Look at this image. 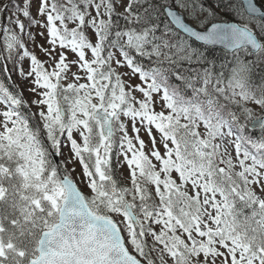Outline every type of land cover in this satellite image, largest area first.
<instances>
[{
  "label": "snow or ice",
  "instance_id": "obj_1",
  "mask_svg": "<svg viewBox=\"0 0 264 264\" xmlns=\"http://www.w3.org/2000/svg\"><path fill=\"white\" fill-rule=\"evenodd\" d=\"M0 264H264V0H0Z\"/></svg>",
  "mask_w": 264,
  "mask_h": 264
},
{
  "label": "trees",
  "instance_id": "obj_2",
  "mask_svg": "<svg viewBox=\"0 0 264 264\" xmlns=\"http://www.w3.org/2000/svg\"><path fill=\"white\" fill-rule=\"evenodd\" d=\"M249 134H250V135H253L254 138H255V137H258V136L260 135V130L257 129V130H253V131H252V130L249 129Z\"/></svg>",
  "mask_w": 264,
  "mask_h": 264
},
{
  "label": "water",
  "instance_id": "obj_3",
  "mask_svg": "<svg viewBox=\"0 0 264 264\" xmlns=\"http://www.w3.org/2000/svg\"><path fill=\"white\" fill-rule=\"evenodd\" d=\"M249 129L252 130V131H253V130H257V129H259V126H258V124L255 125V126H251V125H250Z\"/></svg>",
  "mask_w": 264,
  "mask_h": 264
}]
</instances>
